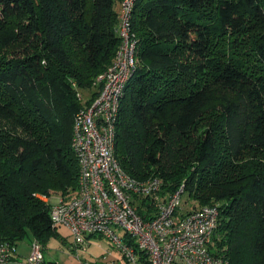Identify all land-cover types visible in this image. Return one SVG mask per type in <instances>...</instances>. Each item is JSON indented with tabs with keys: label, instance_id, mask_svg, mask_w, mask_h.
I'll return each instance as SVG.
<instances>
[{
	"label": "trees",
	"instance_id": "trees-1",
	"mask_svg": "<svg viewBox=\"0 0 264 264\" xmlns=\"http://www.w3.org/2000/svg\"><path fill=\"white\" fill-rule=\"evenodd\" d=\"M120 1L0 0V240L58 233L45 198L76 194L73 123L114 61ZM253 30L242 57L221 51ZM133 31L120 163L218 204L213 252L264 264V0H137Z\"/></svg>",
	"mask_w": 264,
	"mask_h": 264
},
{
	"label": "built area",
	"instance_id": "built-area-1",
	"mask_svg": "<svg viewBox=\"0 0 264 264\" xmlns=\"http://www.w3.org/2000/svg\"><path fill=\"white\" fill-rule=\"evenodd\" d=\"M136 2L120 1V45L114 61L97 77L102 84L98 97L75 116L72 147L79 162L78 187L72 197L45 198L51 203L53 225L71 230L77 257L89 235L105 237L114 245V256L103 254L81 264H230L225 254L211 248L220 218L218 204L181 212L184 184L173 193L164 192L160 178L139 180L117 157L121 101L138 65ZM16 251L17 244L0 240V264L11 262ZM43 252V244L34 239L27 264H53L46 262Z\"/></svg>",
	"mask_w": 264,
	"mask_h": 264
},
{
	"label": "rangeland",
	"instance_id": "rangeland-1",
	"mask_svg": "<svg viewBox=\"0 0 264 264\" xmlns=\"http://www.w3.org/2000/svg\"><path fill=\"white\" fill-rule=\"evenodd\" d=\"M116 9L119 10L120 3L115 4ZM256 30L248 31L239 35L237 39H226L221 51L227 50L229 55H236L242 57L244 52H249L254 41ZM238 40V46H235V41ZM83 97L86 95L84 89L81 90ZM149 179V178H148ZM60 195L47 197L55 201ZM186 194L183 195V202L181 212H187L200 205L193 199L187 198ZM122 233V232H120ZM34 239L26 237L17 244L18 256L16 260H12L8 264H27L26 257L31 253V243ZM74 236L71 230L64 225L58 226V233L52 235L50 240L45 244L44 257L47 262H55L56 264H81L82 260H95L100 258L103 254H108L112 257L116 254L114 245L105 237L98 235H89L87 244L80 246V257L73 250L72 243ZM111 251V253H110Z\"/></svg>",
	"mask_w": 264,
	"mask_h": 264
},
{
	"label": "crops",
	"instance_id": "crops-1",
	"mask_svg": "<svg viewBox=\"0 0 264 264\" xmlns=\"http://www.w3.org/2000/svg\"><path fill=\"white\" fill-rule=\"evenodd\" d=\"M120 8V7H119ZM18 244V243H17ZM17 256H18V249H17V251H16V254H15V257H14V259L13 260H16L17 259ZM47 262V261H46Z\"/></svg>",
	"mask_w": 264,
	"mask_h": 264
}]
</instances>
